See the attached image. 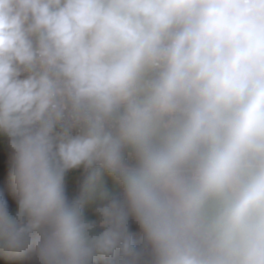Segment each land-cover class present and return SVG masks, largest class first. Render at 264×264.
I'll return each mask as SVG.
<instances>
[{
  "label": "clouds",
  "instance_id": "obj_1",
  "mask_svg": "<svg viewBox=\"0 0 264 264\" xmlns=\"http://www.w3.org/2000/svg\"><path fill=\"white\" fill-rule=\"evenodd\" d=\"M0 157V264H264V0H0Z\"/></svg>",
  "mask_w": 264,
  "mask_h": 264
},
{
  "label": "crops",
  "instance_id": "obj_2",
  "mask_svg": "<svg viewBox=\"0 0 264 264\" xmlns=\"http://www.w3.org/2000/svg\"><path fill=\"white\" fill-rule=\"evenodd\" d=\"M85 172L83 169H77L74 173L68 176V188H75L81 185L82 180L85 176ZM105 183L109 189L113 192H118V186L111 180V178L105 177ZM95 203H90L85 206V214L90 218H95ZM13 258V257H11ZM11 258H8L10 260Z\"/></svg>",
  "mask_w": 264,
  "mask_h": 264
},
{
  "label": "trees",
  "instance_id": "obj_3",
  "mask_svg": "<svg viewBox=\"0 0 264 264\" xmlns=\"http://www.w3.org/2000/svg\"><path fill=\"white\" fill-rule=\"evenodd\" d=\"M3 167H4V161L3 158L0 157V184H2V174H3ZM69 194L71 196H75L79 194L80 186L75 188H68ZM135 230V228H134ZM137 238H139V233L137 231ZM8 264H32V261L29 257H13L10 260H8ZM102 264V262H101Z\"/></svg>",
  "mask_w": 264,
  "mask_h": 264
},
{
  "label": "built area",
  "instance_id": "obj_4",
  "mask_svg": "<svg viewBox=\"0 0 264 264\" xmlns=\"http://www.w3.org/2000/svg\"><path fill=\"white\" fill-rule=\"evenodd\" d=\"M74 171H75V170H72V171L69 173L68 176L72 175V174L74 173Z\"/></svg>",
  "mask_w": 264,
  "mask_h": 264
}]
</instances>
